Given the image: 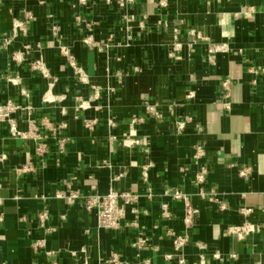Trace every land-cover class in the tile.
Returning a JSON list of instances; mask_svg holds the SVG:
<instances>
[{"label": "crops", "instance_id": "0c3cea01", "mask_svg": "<svg viewBox=\"0 0 264 264\" xmlns=\"http://www.w3.org/2000/svg\"><path fill=\"white\" fill-rule=\"evenodd\" d=\"M5 39L0 104L31 108L18 128L38 124L47 153L0 124V264H112L113 254L126 264H264V0H0ZM145 101L159 104V120ZM69 186L137 202L121 229H100L83 201L56 198ZM175 190L196 209L193 224L166 194ZM139 235L149 243L138 251Z\"/></svg>", "mask_w": 264, "mask_h": 264}, {"label": "built area", "instance_id": "2783aa9c", "mask_svg": "<svg viewBox=\"0 0 264 264\" xmlns=\"http://www.w3.org/2000/svg\"><path fill=\"white\" fill-rule=\"evenodd\" d=\"M175 39H177V34L175 32L174 34ZM12 44L11 39H5L2 45L0 46V50L8 48ZM39 47V45H38ZM27 49H30V46L27 47ZM173 56V53H171ZM34 65V64H33ZM33 68H36L33 66ZM194 96V93L191 92L188 95V98H192ZM144 107L146 110V113L149 117L154 119H160L161 114L159 110V104L158 103H152L149 101L144 102ZM31 108L28 106L17 104L13 101H8L4 104H0V124H7L9 127L10 135L16 139L21 140H34L37 143L36 152L37 155L40 157L45 156L47 153V146L45 144L46 136L42 135L40 133V126L36 124L32 120H28V130L25 132H22L18 128V120L16 118V115L18 113H27V115L30 114ZM135 122H143V119L134 120ZM41 126H44L47 129H53L50 121L48 119H43L41 121ZM186 126V121H177L175 122V127L177 132H181ZM54 133H56V129L53 130ZM138 143V142H137ZM65 145L66 140L62 139L59 141V149L60 152L63 153L65 151ZM205 157V150L201 147H196L195 153H194V163L198 167V170L196 172V182L199 185H203L206 182L209 169L206 167V165L203 164V159ZM32 170L31 166H24L22 168L18 169L19 173H26ZM168 196L171 197L172 200H179L182 201L185 205V221L188 224H193L195 221L196 216V209L191 204L188 197L182 193L180 190H175L173 192H167ZM200 195L204 196V191L200 190ZM56 198L64 201L67 205H75L80 201L84 202V208L88 212L96 211L97 212V224L100 229H106V230H118L121 229L126 217H127V207L137 202V197L131 193L123 192V193H117L115 191H110L106 195H97V194H90L85 197H83L81 191L75 190L71 188L70 186L67 187L66 190L58 191L56 193ZM1 203V198H0ZM134 212H137L134 210ZM250 210L244 209L242 210V213L244 215L248 214ZM171 212L169 210L168 204L162 205V217L165 219H171ZM49 218V210L44 209L38 216V220L40 223L45 226V223L47 222ZM61 219L65 220L66 215H62ZM133 226H137L136 221L131 223ZM246 227V226H245ZM47 233L50 232V229H46ZM229 234H235L238 236L239 239H243L244 231L238 228H229L228 230ZM149 243V239L145 236L139 235L136 240L133 243V247L136 248L138 251L144 249ZM186 243H188V237L186 234L175 236L173 239V245L175 248V251L180 250L182 246H184ZM34 246L42 247L44 246V241H38ZM166 259H171L172 255H167L165 257ZM180 264L184 263V260L182 258L178 259ZM110 263L112 264H126L124 263L120 258L118 254H113L110 259ZM137 264H151L150 260H145L143 262L137 263Z\"/></svg>", "mask_w": 264, "mask_h": 264}]
</instances>
